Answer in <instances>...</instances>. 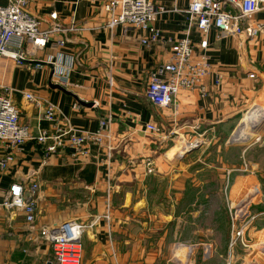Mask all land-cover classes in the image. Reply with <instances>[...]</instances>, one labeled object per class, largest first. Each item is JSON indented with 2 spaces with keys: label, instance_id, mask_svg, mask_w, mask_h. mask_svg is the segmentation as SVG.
<instances>
[{
  "label": "crops",
  "instance_id": "crops-1",
  "mask_svg": "<svg viewBox=\"0 0 264 264\" xmlns=\"http://www.w3.org/2000/svg\"><path fill=\"white\" fill-rule=\"evenodd\" d=\"M9 1L0 0V5ZM107 1L31 0L28 11L43 26L55 12L57 23L75 24L80 29L68 33L62 45L58 41L64 35H52L46 47L34 55L36 59L30 60L29 69L9 58L0 60V87L10 88L19 120L31 127L33 135L39 129L51 131L54 124L43 119L40 106L23 97L27 92L55 104L62 126L95 131L100 119L109 115L112 121L105 128L110 138L89 144L87 157H72L65 149L45 159L43 145L32 139L15 152L12 166L0 171V264H55L50 246L39 236V226L67 218L97 220L82 234L81 264H168L176 242L198 245L197 240H180L187 221L193 233L196 227L201 232L197 201L192 202L188 220L176 210L183 205L179 200L185 186L181 187L180 180L188 176L193 162V152H182L198 136L217 142L219 153L229 152L218 140L228 139L250 101L264 94V32L257 38L240 39L219 37L213 29L209 52L214 73L221 75L219 86L211 83L212 77L207 97L198 90L180 91L174 109L152 103L145 96L149 73L172 55L164 38L178 40L188 33L194 43L201 40L195 23L182 11L190 0H152L181 10L155 17L153 24L163 38L148 44L140 42L145 32L104 26L109 17L103 6ZM255 18L264 21V8ZM49 56L58 61L33 66ZM63 68L69 69L63 86L66 91L49 85L54 83L53 70ZM251 72L256 73L254 78L249 76ZM74 96L91 104L78 103ZM262 110L264 103H254L239 126L246 115L255 117ZM147 123L159 126L160 132L146 131ZM239 126L234 141L247 143L255 137L242 136ZM24 180L39 184L33 229L22 213L14 216L1 204L8 185ZM170 192L174 199H168ZM211 253L204 255L211 257Z\"/></svg>",
  "mask_w": 264,
  "mask_h": 264
},
{
  "label": "built area",
  "instance_id": "built-area-1",
  "mask_svg": "<svg viewBox=\"0 0 264 264\" xmlns=\"http://www.w3.org/2000/svg\"><path fill=\"white\" fill-rule=\"evenodd\" d=\"M30 1L10 0L9 3L0 5V60L9 58L28 69L31 66L30 60L36 59L34 55L46 47L52 35L63 34L58 41V44L62 45L65 44L68 33L78 32L80 29L75 24L57 23L55 12L49 15L50 23L43 26V22L28 11ZM189 3L182 11L195 23L201 36L199 44L194 43L188 33L178 40L164 38L171 46V58L151 69L146 83L145 96L162 108L174 109L175 99L182 90H198L201 96H209V79L212 77L211 83L219 86L221 75L214 73L209 52L213 29H216L219 37L240 39L257 38L264 32V21L255 18L256 13L264 8V0H190ZM103 6L109 14L105 27L111 29L121 26L125 30L145 32V36L140 39L142 44L156 43L163 38L153 24L156 16L181 10L155 4L152 0H109ZM54 59L49 56L46 60H36L33 66L41 68L44 61H58ZM68 72V68L53 70V82L61 87L65 86ZM249 76L254 78L256 73L251 72ZM0 89V171L8 170L15 162V152L32 139L43 145L41 151L46 159L51 154L63 152L65 149L70 150L72 157H87L90 152L89 144L98 145L104 138H110L105 130L112 122L109 115L99 120L95 131L80 129L70 124L62 126L58 121L59 109L55 104L27 92L23 97L29 103L40 106L43 119L54 124L51 131L39 129L37 134L33 135L31 127L19 120L20 111L10 99V88L2 86ZM145 129L150 133L160 132V127L154 123H147ZM202 140L207 139L199 136L197 141L189 142L190 146L186 149L198 147ZM107 150H111V146H107ZM38 187L39 184L34 180L13 181L8 185L1 201L2 206L14 216L22 213L31 229L34 228L37 213ZM96 221L93 219L83 222L67 218L51 225L39 226V236L50 246L55 264H81L82 234Z\"/></svg>",
  "mask_w": 264,
  "mask_h": 264
},
{
  "label": "rangeland",
  "instance_id": "rangeland-1",
  "mask_svg": "<svg viewBox=\"0 0 264 264\" xmlns=\"http://www.w3.org/2000/svg\"><path fill=\"white\" fill-rule=\"evenodd\" d=\"M254 103H264V94L250 101L229 138L218 140L229 152L219 153L217 142L212 140H202L198 147L182 152H193V162L188 176L180 180L181 187L185 186L179 200L183 205H177L176 210L179 217L188 220L192 202L197 201L201 232L196 227L195 235L187 221L180 240H197L198 245L176 242L168 264H264V110L255 117L246 115L245 123L239 126ZM238 126L242 136L255 137L247 143L234 141L232 134ZM204 147H208L207 152L200 153ZM174 197L172 192L168 194L169 200ZM206 252H212L211 257H206Z\"/></svg>",
  "mask_w": 264,
  "mask_h": 264
},
{
  "label": "water",
  "instance_id": "water-1",
  "mask_svg": "<svg viewBox=\"0 0 264 264\" xmlns=\"http://www.w3.org/2000/svg\"><path fill=\"white\" fill-rule=\"evenodd\" d=\"M49 85H50V87H52V88H57V89H61L62 91L64 90V91H66V89H64V87L62 88L61 86H59L58 84H56V83H52L51 81L49 82ZM75 97V99L78 101V103H81V104H83V105H90L91 103H88V102H85V101H82V100H78V98H76V96H74ZM233 138V137H232ZM231 141V140H230ZM47 264H49V263H47Z\"/></svg>",
  "mask_w": 264,
  "mask_h": 264
},
{
  "label": "bare ground",
  "instance_id": "bare-ground-1",
  "mask_svg": "<svg viewBox=\"0 0 264 264\" xmlns=\"http://www.w3.org/2000/svg\"><path fill=\"white\" fill-rule=\"evenodd\" d=\"M184 252H186V251H184ZM187 253V252H186Z\"/></svg>",
  "mask_w": 264,
  "mask_h": 264
}]
</instances>
